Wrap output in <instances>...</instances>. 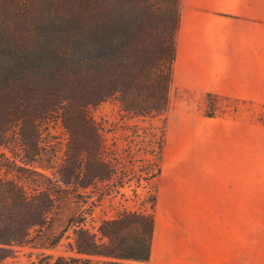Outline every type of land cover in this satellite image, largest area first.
I'll return each mask as SVG.
<instances>
[{"label":"trees","instance_id":"16d2710c","mask_svg":"<svg viewBox=\"0 0 264 264\" xmlns=\"http://www.w3.org/2000/svg\"><path fill=\"white\" fill-rule=\"evenodd\" d=\"M179 19L180 0H0V264H149L154 192L149 210H123L96 231L72 213L54 226L70 205L90 214L159 174L165 122L156 136L152 120L168 109ZM105 101L125 130H141L142 160L132 136L123 157L106 143L91 114ZM68 229L72 255L45 253Z\"/></svg>","mask_w":264,"mask_h":264},{"label":"crops","instance_id":"0c3cea01","mask_svg":"<svg viewBox=\"0 0 264 264\" xmlns=\"http://www.w3.org/2000/svg\"><path fill=\"white\" fill-rule=\"evenodd\" d=\"M175 43L151 254L158 264H234L242 215L256 204L264 0H180ZM207 94L236 108L222 112Z\"/></svg>","mask_w":264,"mask_h":264},{"label":"rangeland","instance_id":"374dc122","mask_svg":"<svg viewBox=\"0 0 264 264\" xmlns=\"http://www.w3.org/2000/svg\"><path fill=\"white\" fill-rule=\"evenodd\" d=\"M208 101H216L221 106L220 111H229L230 107L236 108V102L218 99L207 98ZM229 108V109H228ZM257 113V132H256V204L251 208L249 218L242 215L241 233H240V250L241 255L239 262L234 264H264V104L258 106ZM167 112L158 118L152 120L156 136L159 135L160 127L165 122V131L167 125ZM208 113H213L209 112ZM91 114L98 123L101 133L106 140V143L115 148L114 153L123 157L126 153V147L129 145L128 138L132 136L131 148L136 153L135 159L143 158V153L140 150L142 144V132L138 130L137 133H131L129 130L123 128L126 121L123 117V112L119 109L117 103L114 101H105L93 108ZM141 125H146L140 123ZM51 132L56 140H64V133L62 128L56 124L51 128ZM127 136V138H126ZM114 145V146H113ZM129 165V164H128ZM142 164H140L141 166ZM135 169L138 170L139 164H134ZM145 166L142 165L141 170ZM136 190V193L133 191ZM154 192L153 178L148 182L143 181L142 185L137 186L135 181H130L129 184L124 185L118 189V192L113 191L111 194L104 196L98 202H94L91 207V213H87L88 205L75 206L70 205L62 214L60 219L54 226V231L57 232L66 224V218L72 213L73 220H78L81 215L84 217V224L92 231H96L97 226L103 219L115 218L123 210H149V196ZM71 241V229L65 233L60 244L54 249L44 250L45 253L57 255H72L67 250V243ZM29 252L28 248H24L19 259L21 262H26L27 258L23 255ZM11 260H7L2 264H8ZM130 264H138L131 262ZM149 264H158L154 258L150 257Z\"/></svg>","mask_w":264,"mask_h":264}]
</instances>
